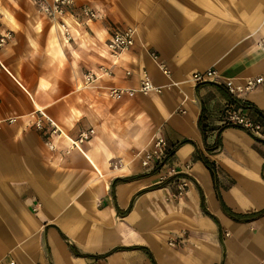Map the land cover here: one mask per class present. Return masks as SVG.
Listing matches in <instances>:
<instances>
[{
  "label": "crops",
  "instance_id": "crops-1",
  "mask_svg": "<svg viewBox=\"0 0 264 264\" xmlns=\"http://www.w3.org/2000/svg\"><path fill=\"white\" fill-rule=\"evenodd\" d=\"M124 28L134 45L113 57ZM6 31L0 264H264V140L225 123L233 109L264 125V0H78L57 21L0 0ZM101 66L112 75L86 84ZM210 68L217 78L192 80ZM144 74L161 93L138 91ZM259 77L249 93L225 89ZM158 138L162 160L143 167Z\"/></svg>",
  "mask_w": 264,
  "mask_h": 264
},
{
  "label": "built area",
  "instance_id": "built-area-1",
  "mask_svg": "<svg viewBox=\"0 0 264 264\" xmlns=\"http://www.w3.org/2000/svg\"><path fill=\"white\" fill-rule=\"evenodd\" d=\"M38 5L40 10L51 20L57 21L58 19L63 18L67 11L75 7L78 0H31ZM80 14L83 18L87 20H95L97 13L93 9L87 6L80 7ZM59 27L63 30L65 38L67 41L71 40V35L68 28L62 22H58ZM13 38V35L10 31L4 33L0 32V50L5 47ZM134 45V30L131 28H124L117 30L112 35L110 41L107 43V50L109 53L116 57L120 53L129 51ZM150 56L153 59H157V55L151 53ZM160 69L164 75H169V71L164 67L160 66ZM112 75L111 71L108 68L103 66L99 67L97 72L86 71L84 74V82L90 84L95 81L99 76H108ZM217 78V73L214 69H207L204 73H194L192 75V80L196 83H206L210 82ZM262 83V78H252L247 79L242 84H236L233 81L225 82V89L227 93L231 96H236L244 93L251 92L255 87ZM138 91L147 95L151 92L161 93L162 89L155 86L147 74L143 75V79L140 82ZM133 91L129 89H113L111 90L112 97H120L126 94H132ZM39 115H42L38 111ZM34 118V115L32 116ZM14 119H10L8 122L12 123ZM226 125L236 126L248 131L250 134L258 137L259 139L264 140V125L256 123L248 118L244 113L230 109L226 112L225 115ZM34 127L38 130L42 129L44 123L41 116L34 118ZM49 128L51 129L52 134L57 133V127L51 121L47 122ZM94 131L89 130L88 132L81 133L79 138L76 141H70L72 147H77L78 145L84 143L90 139ZM166 143L164 139L158 138L154 141L152 148L145 153L144 159L141 164L143 167L149 166L151 163H156L162 160V152ZM170 174H174V171L171 170ZM181 194V192H179ZM170 246H174V242L169 243Z\"/></svg>",
  "mask_w": 264,
  "mask_h": 264
}]
</instances>
